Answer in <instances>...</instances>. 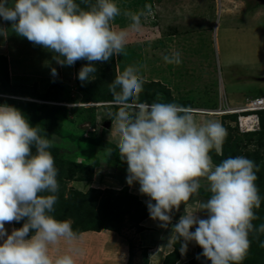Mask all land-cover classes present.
I'll use <instances>...</instances> for the list:
<instances>
[{
	"label": "clouds",
	"instance_id": "1",
	"mask_svg": "<svg viewBox=\"0 0 264 264\" xmlns=\"http://www.w3.org/2000/svg\"><path fill=\"white\" fill-rule=\"evenodd\" d=\"M120 15L115 0H0V18L10 22L11 31L53 53L57 64L88 62L78 72L82 85L95 79L96 63L126 54L128 31L113 27ZM123 15L130 19L132 30H141L143 12L125 11ZM0 36H7L2 27ZM163 60L179 66L182 54L173 51ZM51 75H58L55 68ZM145 82L140 68L130 65L108 84L113 101L0 96L69 108H116L115 113H108L115 118L116 149L127 163V184L138 183L139 192L149 198V217L167 228L174 211L194 202L192 210L185 211L172 226L181 254L194 241L202 248L198 259L203 256L211 264H242L251 247L250 235L264 234V223H253L259 219L262 200L256 184L260 166L242 155L214 164L211 153L222 156L228 136L222 122H198L192 108L158 102L159 98L142 102ZM113 119L105 120L110 122L105 128L114 124ZM53 145L44 130L30 125L18 108L0 105V264H76V257L83 254L79 247L82 237L73 230V221L53 215L60 189L58 168L49 150ZM104 152L108 156L113 150L105 148ZM201 188L210 193L207 199L201 198ZM199 212L206 218H200ZM21 220V227L10 233L6 230V223ZM62 243L68 251L53 255L50 249L58 250ZM260 246L264 247V241Z\"/></svg>",
	"mask_w": 264,
	"mask_h": 264
},
{
	"label": "rangeland",
	"instance_id": "2",
	"mask_svg": "<svg viewBox=\"0 0 264 264\" xmlns=\"http://www.w3.org/2000/svg\"><path fill=\"white\" fill-rule=\"evenodd\" d=\"M115 2L121 9V15L116 17L113 27L128 31L126 54L118 56L116 59L118 66L113 57L115 71L118 68L119 72H122L131 65L140 68V74L144 79L152 80L157 56L160 54L161 64L163 56L178 50L182 54V63L179 66L170 64L171 76L165 77L170 83L171 94L174 93L176 97L175 101L180 102L184 99L183 96H186L185 99L189 104L215 109L223 97L230 104H238L247 96L264 95V79H262L264 78V2L261 0H115ZM125 11L144 13L140 31H134L129 27L131 21L123 15ZM67 67L69 69V66ZM20 70V73H26L25 76L29 77L26 80H37L30 77L38 80L43 77L38 67H33L30 62L24 64ZM165 70V64L154 69L158 78H163ZM56 77L61 83L68 84L66 86L71 91L72 97H81V92L75 87L73 80L64 79L61 75ZM52 79L51 77L39 80L37 83L39 90L44 91ZM96 80L100 79L95 77L90 82L93 84ZM112 108L117 111L109 105L95 107L97 116L94 122L78 124L87 130L84 132L77 130V132L85 133L87 136H98L105 120L114 118L108 115L109 111H113ZM114 119L112 123L115 122ZM196 119L198 122L204 119H218L222 122L223 116L197 113ZM225 119L226 124L233 122L231 117ZM114 126L115 123L110 124L109 130L105 127L104 129L109 131L106 134L107 138L116 144L112 134ZM70 130L76 129L72 126ZM227 130L229 134L236 133ZM51 140L54 141L53 147L61 152L83 155L77 156L75 160L82 161L87 167L92 164L93 158L97 159L98 165L94 167L92 181L89 183L69 181L66 184L67 189L86 190L89 186L119 189L126 185L132 193L147 203L149 198L139 192L138 183L131 186L127 184V164L114 161L112 154L105 156L106 147L86 145L76 148L75 141L67 138L53 137ZM253 148L252 145L241 147L239 155L243 156L244 152L252 151ZM263 150L264 148H260L259 166L264 171ZM206 193V189L201 188L202 199H207ZM193 207L194 202L185 206L182 204L178 211L173 212L172 222L167 228H161L158 220L148 216L140 222L143 226L140 230L126 218L120 233L108 229L90 233L81 232L82 240L79 242V247L82 248L83 254L76 257V264H125L130 245L133 251V264H142L145 261L143 250H146V264H161L164 256L172 250L168 251L169 247L166 248V245L172 243L173 248L175 231L172 230V226L185 211H191ZM197 215L206 218L203 212ZM5 228L10 233L12 223L8 225L6 223ZM196 245L194 241L189 242L183 257L190 253L193 256ZM50 251L53 255H62L68 251V246L62 243L58 250L52 248Z\"/></svg>",
	"mask_w": 264,
	"mask_h": 264
},
{
	"label": "trees",
	"instance_id": "3",
	"mask_svg": "<svg viewBox=\"0 0 264 264\" xmlns=\"http://www.w3.org/2000/svg\"><path fill=\"white\" fill-rule=\"evenodd\" d=\"M85 60H78L74 66V84L78 90H80L81 97L75 98L71 96V91L68 90V84L61 83L57 77L52 79V82L46 87L44 91H40L37 87V83L32 84L26 82L10 81L8 59L6 55L0 54V93L12 94V95H25L31 96L36 99L44 101H113V96L108 90V84L115 78V63L113 58L104 63H96L95 67L97 72L95 74L96 80L93 84L88 81L82 85L78 79V72L80 68L87 64ZM167 102L171 103L169 89L161 85L158 81H146L144 84L143 92L140 95L142 102L152 103ZM174 103L185 104V102L175 101ZM7 104L18 108L24 116L28 119L30 125L39 126L44 130L47 138L51 140L53 137L67 138L71 141H75V147H84L86 145L91 146H103L113 150L111 153L114 161L127 164L119 157L116 144L106 134L102 126L98 136H87L85 133L81 134L77 130L85 131L84 126H78L83 122H94L97 112L95 107H66L61 104H53L48 102H34L15 100L8 97L0 96V105ZM112 112L116 110L112 108ZM260 116V128L251 132H239L237 127L228 120V124L225 122V118H232L235 120V114L224 115L222 124L226 129L235 131L232 135L228 133L226 141L223 145V155L218 156L214 151L211 153L213 162L219 164L223 159L228 157H235L239 155L241 147H247L248 145L254 146L252 151L244 152L243 156L252 159L259 165L260 148H264V110L259 111ZM71 125V126H67ZM230 125H233L232 127ZM74 126L76 130H70V127ZM109 130V128H106ZM88 147V146H87ZM53 155L58 168V182L60 185L58 193V202L55 206V212L53 215L60 220L71 219L73 221L72 227L79 235L85 231H100L101 229H108L120 233L124 226V219H128L132 225H135L137 229H142L140 222L149 216L147 209V203L142 201L136 194L132 193L126 185L119 189L104 188L89 186L86 190L77 188L66 187L67 182H84L89 183L92 181L94 167L98 165L97 159L93 158V162L88 167L78 162L75 158L82 157L83 155H77L74 152L64 153L58 148L52 147L49 149ZM34 151V149H33ZM264 151V150H263ZM258 179L256 184L259 188V193L262 197L261 207L257 210L259 219L253 223L259 226L264 223V171L260 169L257 173ZM262 192V194H261ZM210 196V193H206V198ZM130 223V224H131ZM23 224V220L19 222H12L13 228H19ZM176 235V234H175ZM251 247L247 258L242 264H264V247L260 246V242L264 241V234H260L258 237L255 234L250 235ZM180 242L173 240V248L167 253L161 264H211L209 260H206L203 256L198 255L202 252V248L196 245L195 253L189 259L182 261L179 257ZM132 247L130 245L128 259L125 264L132 263ZM144 262L146 264V250H143Z\"/></svg>",
	"mask_w": 264,
	"mask_h": 264
},
{
	"label": "crops",
	"instance_id": "4",
	"mask_svg": "<svg viewBox=\"0 0 264 264\" xmlns=\"http://www.w3.org/2000/svg\"><path fill=\"white\" fill-rule=\"evenodd\" d=\"M0 27L3 28V31L7 32L6 38L4 36H0V46L1 45L3 46V47H0V53L6 55L8 59L9 73H10V77L12 81H26V80H20V79H25L23 77L26 75V73H20L19 71H21L20 69H22L24 64H29V62L31 63L33 67H38V70L43 73V77L41 78L42 80H44V78L46 79V78L53 77L51 75V68H55L58 75H61L62 78L64 79H70V80L74 79L73 65L69 66V69L67 65L60 66L59 64L55 62V60L52 59L53 53L42 48L41 46L33 45L26 38L15 34L13 31H11L10 22L4 21L2 18H0ZM23 55H25L26 57H23ZM157 57H158V60H156L157 62L154 63V66H153V72H154L153 79L152 80L144 79V80L145 81H158L161 85H164V87L169 89L171 100L175 102L176 97L174 96V93L171 94L172 89L170 88V83L168 80H165V77L170 78L171 76V69H169L170 64L164 63L163 62L164 60H161L162 62L160 64L159 63V60L161 59L160 54ZM116 59H118V56L115 57V62H116ZM162 64L163 65L165 64V68H166V70L164 71L165 75L163 76V78L162 77L158 78L157 73H155L154 69L158 68V66L160 65L162 66ZM116 65L118 66L117 62H116ZM15 67H18V68L16 69ZM116 71L118 74L120 73L118 68H116ZM26 78H29V77H26ZM30 78L37 79V80H31L28 82H34V81L39 82V80H41V79L38 80V78H34V77H30ZM183 97L184 99H182L180 102H185V104L179 103L181 105L188 106L192 109L194 108H197V109L213 108V107L195 106L192 103L189 104L188 100L185 99L186 96H183ZM195 113L197 115V113H201V112H195ZM104 231L110 232L108 230H104ZM85 232L90 233V232H95V231H85ZM100 243L103 244V242H100ZM96 246H98V244ZM99 246L102 247L101 245ZM168 247H169L168 251L171 250L172 243L166 245V248ZM191 256L192 254L190 253V254H187L185 257H183V255L179 251V257L182 261L189 259Z\"/></svg>",
	"mask_w": 264,
	"mask_h": 264
},
{
	"label": "built area",
	"instance_id": "5",
	"mask_svg": "<svg viewBox=\"0 0 264 264\" xmlns=\"http://www.w3.org/2000/svg\"><path fill=\"white\" fill-rule=\"evenodd\" d=\"M194 112L207 113L211 115L235 114L233 124L238 131L250 132L260 128L259 111L264 110V95L247 96L238 104H230L225 97L220 99L219 105L215 109L202 108L193 109Z\"/></svg>",
	"mask_w": 264,
	"mask_h": 264
},
{
	"label": "water",
	"instance_id": "6",
	"mask_svg": "<svg viewBox=\"0 0 264 264\" xmlns=\"http://www.w3.org/2000/svg\"><path fill=\"white\" fill-rule=\"evenodd\" d=\"M262 2H264V0H261ZM262 79H264V78H262ZM109 121H106V123L104 124V127H108V125H109Z\"/></svg>",
	"mask_w": 264,
	"mask_h": 264
}]
</instances>
